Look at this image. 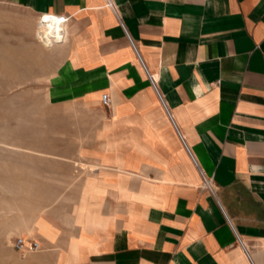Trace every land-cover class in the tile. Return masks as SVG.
<instances>
[{"label": "crops", "instance_id": "obj_1", "mask_svg": "<svg viewBox=\"0 0 264 264\" xmlns=\"http://www.w3.org/2000/svg\"><path fill=\"white\" fill-rule=\"evenodd\" d=\"M2 3L68 14L65 92L109 97L46 264H264V0Z\"/></svg>", "mask_w": 264, "mask_h": 264}, {"label": "rangeland", "instance_id": "obj_2", "mask_svg": "<svg viewBox=\"0 0 264 264\" xmlns=\"http://www.w3.org/2000/svg\"><path fill=\"white\" fill-rule=\"evenodd\" d=\"M36 15L0 4V264L51 259L53 251L37 232L40 217L51 224L70 217L76 175L96 166L84 158L89 148L75 143L92 134L100 101L72 99L65 92L56 65L66 26L60 32L61 22L45 21L48 26L36 33L41 42ZM55 36L61 40L51 42ZM27 233L38 248L15 250V236Z\"/></svg>", "mask_w": 264, "mask_h": 264}, {"label": "built area", "instance_id": "obj_3", "mask_svg": "<svg viewBox=\"0 0 264 264\" xmlns=\"http://www.w3.org/2000/svg\"><path fill=\"white\" fill-rule=\"evenodd\" d=\"M56 14L57 16H58V18H59V21L58 22H61V26H60V24H59V27H58V30L61 32V30H62V28H64V26H66V21H67V19H68V14H59V13H54V12H51V11H48V12H46V11H42V12H38L37 13V15H36V21H35V23H36V29H35V36H36V33H37V31L41 28L40 26L42 25V24H45V25H47V24H49V23H45V21H47V22H49V21H51L52 19H51V17H49V18H45L44 17V14ZM52 23V22H51ZM48 26V25H47ZM54 26V25H53ZM52 26V27H53ZM53 29V28H52ZM56 32V31H55ZM57 33V32H56ZM36 38H38L37 36H36ZM39 39V38H38ZM129 39V38H128ZM40 40V39H39ZM58 40H61L59 37H57V36H55L54 37V39L51 41V42H55V41H58ZM41 41V40H40ZM42 42V41H41ZM51 42H50V44H51ZM129 42H130V44H131V46H132V48L134 49V47H133V44H132V42H131V40L129 39ZM49 44V45H50ZM138 56V55H137ZM142 65V64H141ZM144 67V66H143ZM145 73H146V77H147V79L150 81V84H151V86L153 87V89L155 90V92H156V89H155V80H154V78H153V76H152V74H149L147 71H145ZM157 93V92H156ZM159 96V95H158ZM99 97H100V102L102 103V104H104V105H106V104H108V102H109V97L106 95V93L105 92H102V93H100V95H99ZM160 97V96H159ZM205 185L207 186V183L205 182ZM12 246H13V248L15 249V250H17V251H26V250H36L37 248H38V241L37 240H35V239H33V238H30V237H22V236H20V235H17V236H15V238L13 239V241H12ZM245 251V250H244ZM245 254H246V256L248 257V255H247V253H246V251H245Z\"/></svg>", "mask_w": 264, "mask_h": 264}, {"label": "bare ground", "instance_id": "obj_4", "mask_svg": "<svg viewBox=\"0 0 264 264\" xmlns=\"http://www.w3.org/2000/svg\"><path fill=\"white\" fill-rule=\"evenodd\" d=\"M45 18H46V19H47V18H49V14H48V15H46V16H45ZM56 22H57V21H56ZM207 183H208V182H207Z\"/></svg>", "mask_w": 264, "mask_h": 264}]
</instances>
